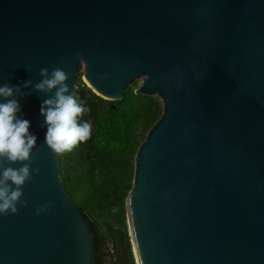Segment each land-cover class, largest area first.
Masks as SVG:
<instances>
[{"label":"water","instance_id":"water-1","mask_svg":"<svg viewBox=\"0 0 264 264\" xmlns=\"http://www.w3.org/2000/svg\"><path fill=\"white\" fill-rule=\"evenodd\" d=\"M82 62L98 95L143 78L137 92L163 103L126 199L142 264H264V0H0V87L14 90L0 103L17 100L37 137L30 159L0 157V172L30 168L27 203L0 216V264H92L45 141L59 85L36 87L59 68L75 96Z\"/></svg>","mask_w":264,"mask_h":264},{"label":"trees","instance_id":"trees-1","mask_svg":"<svg viewBox=\"0 0 264 264\" xmlns=\"http://www.w3.org/2000/svg\"><path fill=\"white\" fill-rule=\"evenodd\" d=\"M76 86L77 102L86 108L77 123L89 122L92 131L87 141L57 154L60 176L93 235L92 264H106V248L118 256L117 264H136L126 199L138 149L161 117L163 103L157 96L138 93L137 84L120 100L98 95L80 78Z\"/></svg>","mask_w":264,"mask_h":264},{"label":"clouds","instance_id":"clouds-1","mask_svg":"<svg viewBox=\"0 0 264 264\" xmlns=\"http://www.w3.org/2000/svg\"><path fill=\"white\" fill-rule=\"evenodd\" d=\"M41 74L47 76V69H41ZM67 73L55 69L51 78L44 79L36 87L39 90H51L59 85L54 99H48L41 106V114L45 116L47 132L45 141L56 153L70 152L78 143L87 141L91 136V124L87 121L78 124L77 118L85 113L86 108L78 98L65 95L68 92ZM14 90L7 85L0 87V96L11 97ZM20 110L17 100L11 99L0 103V157L9 162L26 161L36 144L37 137L29 132L30 121L20 119L16 113ZM30 178V168L27 164L19 169L8 167L0 172V216L16 214L18 203L23 195L22 186ZM11 181V184H9ZM15 185V189L12 188ZM43 211V207L37 212Z\"/></svg>","mask_w":264,"mask_h":264},{"label":"rangeland","instance_id":"rangeland-1","mask_svg":"<svg viewBox=\"0 0 264 264\" xmlns=\"http://www.w3.org/2000/svg\"><path fill=\"white\" fill-rule=\"evenodd\" d=\"M85 73H86L85 64L82 62L81 66H80V68H79V70L77 72L76 82L80 78L81 82H84L85 84H87L89 86V84L87 83V81L84 78L85 77ZM142 82H143V78L138 79L133 84H131L129 87H134L137 84V86L139 88L140 85L142 84ZM128 228H129V225H128ZM132 248L134 250L133 244H132ZM104 253H105L104 258H105L106 264H114V263L117 264L119 258H118V256L115 253H112L111 250H109V248H106L104 250ZM135 259H136V257H135ZM136 264H137V262H136Z\"/></svg>","mask_w":264,"mask_h":264},{"label":"bare ground","instance_id":"bare-ground-1","mask_svg":"<svg viewBox=\"0 0 264 264\" xmlns=\"http://www.w3.org/2000/svg\"><path fill=\"white\" fill-rule=\"evenodd\" d=\"M133 231L134 230H133V227H132L133 241H134V248H135V253H136V257H137V262H138V264H142L140 253H139V248H138L137 241H136L135 232H133Z\"/></svg>","mask_w":264,"mask_h":264}]
</instances>
